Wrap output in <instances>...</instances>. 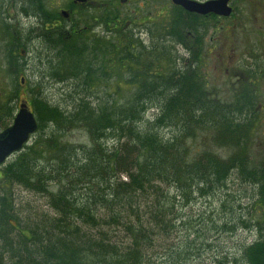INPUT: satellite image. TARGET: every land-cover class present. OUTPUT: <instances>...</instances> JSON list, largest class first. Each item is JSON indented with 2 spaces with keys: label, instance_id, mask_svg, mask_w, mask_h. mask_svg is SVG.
<instances>
[{
  "label": "trees",
  "instance_id": "trees-1",
  "mask_svg": "<svg viewBox=\"0 0 264 264\" xmlns=\"http://www.w3.org/2000/svg\"><path fill=\"white\" fill-rule=\"evenodd\" d=\"M22 11L43 23L56 16L46 0H26ZM185 13L174 6L169 40L160 31L159 44L138 52L132 34L115 29L121 24L111 12L108 31L122 35L123 46L24 23L2 32L0 57L15 85L1 91L0 118H13L16 102H26L38 127L0 165V264H184L193 258L195 239L171 247L161 263L150 254L155 239L169 237L181 207L196 196L214 197L235 172L254 188L261 215L258 237L242 250L240 264H264V162H249L246 148L251 106L246 99L221 103L206 91L196 59L184 66L174 45L184 43L182 29L193 28ZM27 69L36 80L18 78ZM50 82L61 84L63 104L44 96ZM73 129L88 142L65 140ZM196 130H214V141L234 153L190 159L187 139ZM15 186L45 196L48 209L17 206ZM229 224L222 228L233 230Z\"/></svg>",
  "mask_w": 264,
  "mask_h": 264
},
{
  "label": "flooded vegetation",
  "instance_id": "flooded-vegetation-1",
  "mask_svg": "<svg viewBox=\"0 0 264 264\" xmlns=\"http://www.w3.org/2000/svg\"><path fill=\"white\" fill-rule=\"evenodd\" d=\"M46 1L50 8L55 10L56 16L51 21L43 23L38 20L37 15L23 14L22 7H26V0H0V38L2 32L5 29H10L12 23L14 27L19 23H24V26L32 29L39 27L42 29H65L71 31L77 38L80 37L79 40H84V42H92L94 38L100 39L101 37L107 39L110 28L107 27L106 3L97 0ZM192 1L200 4L214 2L218 9L216 12L198 14L182 8L186 12L185 19L194 20L193 28L181 30L184 43L177 44L183 52L184 66L191 58L196 59L194 65L198 67V70L204 66V76L202 73L201 75L205 85H207L205 69L206 66H209L210 61H213L214 64L217 62V65L224 64L226 72L231 70L232 78L238 81L243 80L239 84L242 90L236 96V101L246 99L251 106V110L247 113L249 132L246 142L249 145L251 133L259 129L264 122V0ZM132 2L134 4L142 2L141 7H143L149 6L151 0H120L122 12L118 10L119 14L117 13L115 20L121 24L119 26L122 27L120 29L123 32L132 34L135 51L152 48L153 38L156 37V27L164 33V38L167 39L170 31L171 11L173 10L170 5L172 1H164L153 12L147 10L148 15L135 13V8L132 12L129 9L126 10L127 12L123 11V6ZM86 10H93L99 14L92 15L93 11L83 14ZM62 12H65L66 15H63ZM130 12L134 16L129 15ZM127 15L130 16L129 19L125 18ZM145 23L149 26H143L135 31L134 25H144ZM151 25L153 28H150ZM161 28L164 29L161 30ZM138 32L140 33L136 34ZM142 35H145V38H142ZM167 44L170 45L171 42L169 41ZM25 52L26 49L23 47L18 49L20 55H24Z\"/></svg>",
  "mask_w": 264,
  "mask_h": 264
},
{
  "label": "rangeland",
  "instance_id": "rangeland-1",
  "mask_svg": "<svg viewBox=\"0 0 264 264\" xmlns=\"http://www.w3.org/2000/svg\"><path fill=\"white\" fill-rule=\"evenodd\" d=\"M98 2H104L107 4V14L115 13V19H117L118 10H121L120 0H97ZM167 0H151L149 6H143L142 2L138 4L128 3L123 6V11L134 9L135 13H140L148 15L149 12H153L154 9H157L159 5ZM172 1V0H171ZM171 8H174V4L170 3ZM177 6V5H175ZM180 7V6H179ZM182 8V7H181ZM93 11V10H91ZM91 11H84L83 14H87ZM127 12V11H126ZM128 13L131 16H134L133 13ZM189 12V11H188ZM92 15H98L99 12L93 11ZM119 14V13H118ZM123 16V15H121ZM130 16H125L129 19ZM109 17L107 16V19ZM124 18V19H125ZM131 21V20H130ZM113 24H111L112 26ZM149 24L145 23L144 25L136 24L133 27L135 31L141 29L143 26ZM115 29H120L119 25H114ZM150 28H153L151 25ZM112 30V29H111ZM100 32V31H98ZM160 30L156 27V36H159ZM140 32L136 33L139 34ZM108 43L110 41H115L118 46H123V36L116 34L119 37L113 36L112 33H107ZM145 35H142V38ZM154 37V44H159L161 39ZM162 41V40H161ZM172 46V43L170 44ZM177 53L182 56V49L178 48L177 45H174ZM31 58L34 55H30ZM29 56V57H30ZM186 57V55H183ZM32 60V59H31ZM217 61V60H216ZM162 65V64H161ZM3 60L0 57V92L3 90L10 91L13 87L14 82L7 76L5 68L3 67ZM165 69L169 67L168 63H164ZM200 67V66H199ZM200 76L202 78L204 66L199 68ZM206 84L204 87L206 91L212 95L215 99L221 103H233L236 101V96L239 95V92L242 90L240 81L235 80L231 77L232 72L225 71L224 64L217 65V62L210 61L209 66H206ZM19 72V77H24L29 80V78L35 79V71L32 69H27L25 71ZM234 73L236 71H233ZM202 73V75H201ZM204 76V75H203ZM17 78V79H18ZM36 80V79H35ZM203 80V78H202ZM19 97H24L25 94V83L19 84ZM63 90L61 89V84L50 82L49 85H46L44 89V96L54 104H63ZM3 94H0V100H2ZM19 101L16 102L13 116L16 113L17 105ZM151 110L149 111V113ZM12 123V118H9L2 122L0 118V132L4 127ZM264 122L261 124L259 129H256L251 133L250 144L246 146L247 151L249 152V162H252L253 165L259 166L264 159ZM216 137V132L214 130H196L193 134L192 139H187V144L189 148V158H193L198 153H209L211 155H216L221 158H227L229 155L234 153V149L230 146H223L214 141ZM70 143L75 144H85L88 142V138L83 130L73 129L67 131L64 137ZM31 142V141H30ZM216 142V143H215ZM111 144V143H109ZM12 158V157H11ZM10 160V159H8ZM7 160V161H8ZM264 165V164H263ZM247 182H244L239 179L238 175L235 173L231 174L225 186L217 191L214 197L202 198L197 197L189 205L181 207L179 212L182 216V220L177 223V226L171 232L168 238H159L155 239V244L153 249L150 251L153 259H157L156 263H161L163 260H166L164 257L165 254L170 250L171 247L177 245H184L186 240L195 239L196 243H193L194 247L191 252H193V258L184 264H240L241 263V252L245 246H250L252 242L258 237V228L256 223L261 220L260 208L254 206L251 199L252 192L254 188L249 186ZM171 195H174L170 191ZM14 196L17 206L23 205L25 209H30L34 207L40 210H47L48 208L44 205L46 197L38 193H34L28 190L23 189L22 187H14ZM176 199H178L176 197ZM28 211V210H26ZM25 211V212H26ZM234 225V229H223L222 224L227 223ZM253 227V232L247 230L245 225ZM229 224V225H231ZM251 229V228H250ZM249 233V234H248ZM197 252V253H196ZM237 259L235 263L233 260Z\"/></svg>",
  "mask_w": 264,
  "mask_h": 264
},
{
  "label": "water",
  "instance_id": "water-1",
  "mask_svg": "<svg viewBox=\"0 0 264 264\" xmlns=\"http://www.w3.org/2000/svg\"><path fill=\"white\" fill-rule=\"evenodd\" d=\"M83 2L84 0H77ZM174 5L194 13L216 12L218 7L214 2L204 4L192 0H172ZM221 5V4H220ZM222 6V5H221ZM66 15L65 12H62ZM23 78L21 79V83ZM38 124L34 113L26 102H22L17 109L12 123L0 132V164H3L13 154L20 152L31 136L35 134Z\"/></svg>",
  "mask_w": 264,
  "mask_h": 264
}]
</instances>
